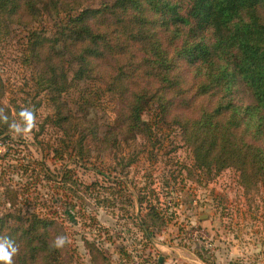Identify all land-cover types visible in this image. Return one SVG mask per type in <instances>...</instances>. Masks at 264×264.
<instances>
[{
	"label": "trees",
	"instance_id": "obj_1",
	"mask_svg": "<svg viewBox=\"0 0 264 264\" xmlns=\"http://www.w3.org/2000/svg\"><path fill=\"white\" fill-rule=\"evenodd\" d=\"M91 1L0 0V39L24 29L23 62L34 67L33 84L54 107L47 119L56 134L46 145L52 158L67 154L90 166L95 150L112 151L138 136L152 143L163 124L178 130L204 183L226 169L246 191L264 181V0H111L97 8ZM81 81L98 85L115 105L104 133L87 111L72 112L61 99ZM4 91L0 77V100ZM12 123L0 105L6 144ZM44 166H12L26 181L22 193L4 194L11 205L26 197L24 211L0 215V239L17 247L11 264H63L67 256L63 223L29 207L35 172ZM146 215L160 219L152 207ZM60 235L65 243L55 247ZM86 245L93 264H109Z\"/></svg>",
	"mask_w": 264,
	"mask_h": 264
},
{
	"label": "rangeland",
	"instance_id": "obj_2",
	"mask_svg": "<svg viewBox=\"0 0 264 264\" xmlns=\"http://www.w3.org/2000/svg\"><path fill=\"white\" fill-rule=\"evenodd\" d=\"M110 1L92 0L88 7ZM42 24L50 29L52 21L44 17ZM23 31L15 27L0 39V105L21 127L26 122L15 111L36 108L27 131L13 133L7 144L0 139V158L9 149L0 159V215L25 209L26 196L19 194L11 205L4 194L6 188L22 193L26 181L12 166L41 161L45 166L35 172L40 179L28 194L29 207L63 223V264H93L86 243L109 264H264V181L246 191L237 173L226 169L204 183L175 127L159 125L152 143L138 136L112 151L95 150L90 166L67 154L52 158L46 145L56 134L47 119L54 107L35 88L34 67L23 62ZM61 99L72 112L87 111L101 133L113 120L115 105L98 85L75 82ZM148 207L160 219L147 217Z\"/></svg>",
	"mask_w": 264,
	"mask_h": 264
},
{
	"label": "clouds",
	"instance_id": "obj_3",
	"mask_svg": "<svg viewBox=\"0 0 264 264\" xmlns=\"http://www.w3.org/2000/svg\"><path fill=\"white\" fill-rule=\"evenodd\" d=\"M32 112L28 109H25L21 111L20 116L23 118V120L26 122L23 127L19 123H12L9 125L11 129L17 134L23 133L28 130L32 126ZM3 119H7V117H4ZM65 243V237L60 235L56 237V240L54 241L55 247L63 246ZM17 252V247L15 243L8 239L3 238L0 239V260L4 261L5 264H11V259L13 255Z\"/></svg>",
	"mask_w": 264,
	"mask_h": 264
},
{
	"label": "water",
	"instance_id": "obj_4",
	"mask_svg": "<svg viewBox=\"0 0 264 264\" xmlns=\"http://www.w3.org/2000/svg\"><path fill=\"white\" fill-rule=\"evenodd\" d=\"M160 261V260H159Z\"/></svg>",
	"mask_w": 264,
	"mask_h": 264
}]
</instances>
